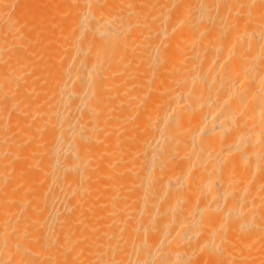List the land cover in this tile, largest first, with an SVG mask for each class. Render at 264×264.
Here are the masks:
<instances>
[{
	"label": "bare ground",
	"instance_id": "6f19581e",
	"mask_svg": "<svg viewBox=\"0 0 264 264\" xmlns=\"http://www.w3.org/2000/svg\"><path fill=\"white\" fill-rule=\"evenodd\" d=\"M0 264H264V0H0Z\"/></svg>",
	"mask_w": 264,
	"mask_h": 264
}]
</instances>
